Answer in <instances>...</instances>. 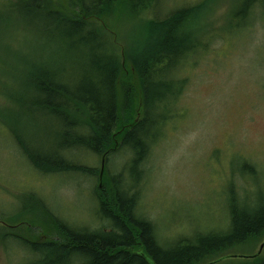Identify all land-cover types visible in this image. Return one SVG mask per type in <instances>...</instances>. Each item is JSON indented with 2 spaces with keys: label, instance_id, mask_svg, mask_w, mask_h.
Listing matches in <instances>:
<instances>
[{
  "label": "trees",
  "instance_id": "trees-1",
  "mask_svg": "<svg viewBox=\"0 0 264 264\" xmlns=\"http://www.w3.org/2000/svg\"><path fill=\"white\" fill-rule=\"evenodd\" d=\"M210 1L160 17L154 16L159 0H65V6L59 0H19L14 5L17 13L22 8V19L42 20L47 28L41 35L52 33L63 51L48 59L36 55L33 62L20 57L17 69L0 76V95L17 106L0 109V123L39 172L97 175L99 216L109 223V229L99 231L68 226L34 194H25L20 208L1 219L0 240L10 237L36 254L29 264H205L264 236V198L249 205L231 193L224 231L197 233L167 247L159 244L154 224L134 214L130 184H139L145 158L173 121L185 81L178 72L187 57L208 53L216 38L245 26L252 13L264 18V0H242L228 10L224 26L213 25L206 21ZM12 9H0V35L10 20L5 12ZM130 18L137 23L132 45L118 31L119 21ZM24 63L29 69L18 84L14 72ZM14 114L19 125L24 118L23 126L14 124ZM37 115L58 120L59 139L47 153L51 157L38 152L25 134ZM79 149L101 156L100 167L63 154ZM118 152L126 153L127 167L113 174L110 163ZM242 170L255 173L253 165L243 164ZM251 264H264V259Z\"/></svg>",
  "mask_w": 264,
  "mask_h": 264
},
{
  "label": "rangeland",
  "instance_id": "rangeland-1",
  "mask_svg": "<svg viewBox=\"0 0 264 264\" xmlns=\"http://www.w3.org/2000/svg\"><path fill=\"white\" fill-rule=\"evenodd\" d=\"M59 1L65 6V0ZM200 1L203 0H159L154 16ZM241 1H210L206 21L213 25L223 22L224 26L228 10L240 6ZM18 3L19 0H0L1 10L13 7L5 12L10 20L0 35V76L17 69L20 57L33 62L36 55L47 58L63 51L60 40L52 33L41 35L47 28L42 20L21 18L22 8L18 13L14 8ZM136 25L131 18L119 21L120 36L129 45L137 36ZM244 25L216 38L208 53L187 57L188 63L178 72L185 81L173 106V121L145 158L139 184H130L129 191L136 196L135 216L154 224L162 246H171L181 238L193 239L197 233L224 231L229 224L226 201L231 193L249 205L264 198V18L254 12ZM28 69L24 63L14 72L20 79L18 84ZM14 106L17 108L0 95V109ZM20 121L21 125L14 114V124L23 126L24 118ZM57 126L54 117L37 115L25 134L38 152L48 155L59 139ZM59 154L57 150L56 157ZM63 154L77 163L96 168L101 165V156L89 151ZM126 160L125 152L114 154L111 173L125 172ZM243 164L253 165L255 173L244 172ZM98 185L97 175L39 172L0 123V222L15 213L25 194L31 193L41 200L40 206L68 226L107 230L108 220L99 216L95 195ZM263 241L264 236L232 248V256L214 264L262 260ZM34 258L38 259L36 254L10 237L0 240V264H29Z\"/></svg>",
  "mask_w": 264,
  "mask_h": 264
},
{
  "label": "water",
  "instance_id": "water-1",
  "mask_svg": "<svg viewBox=\"0 0 264 264\" xmlns=\"http://www.w3.org/2000/svg\"><path fill=\"white\" fill-rule=\"evenodd\" d=\"M261 246H262V244L260 245V247H261ZM257 253H258V252H257ZM257 253H256V254H257Z\"/></svg>",
  "mask_w": 264,
  "mask_h": 264
}]
</instances>
